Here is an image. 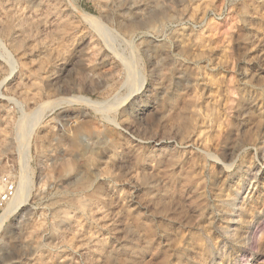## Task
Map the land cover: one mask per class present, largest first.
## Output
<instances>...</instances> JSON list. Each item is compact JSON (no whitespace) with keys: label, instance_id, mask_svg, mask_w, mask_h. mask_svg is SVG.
<instances>
[{"label":"rangeland","instance_id":"obj_1","mask_svg":"<svg viewBox=\"0 0 264 264\" xmlns=\"http://www.w3.org/2000/svg\"><path fill=\"white\" fill-rule=\"evenodd\" d=\"M7 182L0 264H264V0H0Z\"/></svg>","mask_w":264,"mask_h":264},{"label":"built area","instance_id":"obj_2","mask_svg":"<svg viewBox=\"0 0 264 264\" xmlns=\"http://www.w3.org/2000/svg\"><path fill=\"white\" fill-rule=\"evenodd\" d=\"M15 195V187L13 184L7 182L5 191L2 193V196L0 198V204L3 205L7 203L9 200H11Z\"/></svg>","mask_w":264,"mask_h":264},{"label":"bare ground","instance_id":"obj_3","mask_svg":"<svg viewBox=\"0 0 264 264\" xmlns=\"http://www.w3.org/2000/svg\"><path fill=\"white\" fill-rule=\"evenodd\" d=\"M16 202H17V203H16ZM20 202H21V201H20ZM14 203L18 204V200H17V198L15 199ZM14 203H13V204H14Z\"/></svg>","mask_w":264,"mask_h":264}]
</instances>
